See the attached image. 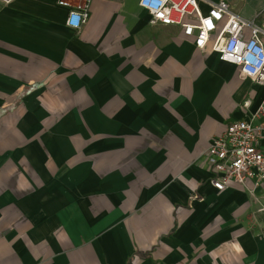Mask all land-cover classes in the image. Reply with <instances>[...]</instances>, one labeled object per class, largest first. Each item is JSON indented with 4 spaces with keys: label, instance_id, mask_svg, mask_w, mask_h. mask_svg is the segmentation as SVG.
Listing matches in <instances>:
<instances>
[{
    "label": "crops",
    "instance_id": "1",
    "mask_svg": "<svg viewBox=\"0 0 264 264\" xmlns=\"http://www.w3.org/2000/svg\"><path fill=\"white\" fill-rule=\"evenodd\" d=\"M139 1L74 30L58 0H0V264H264V213L205 163L264 87Z\"/></svg>",
    "mask_w": 264,
    "mask_h": 264
},
{
    "label": "built area",
    "instance_id": "2",
    "mask_svg": "<svg viewBox=\"0 0 264 264\" xmlns=\"http://www.w3.org/2000/svg\"><path fill=\"white\" fill-rule=\"evenodd\" d=\"M10 4L13 0H1ZM93 0L72 6L67 25L80 30L89 18ZM204 0H140L139 6L150 15V25L177 26L191 38L197 49L204 50L213 40V49L222 62L237 66L243 75L264 87V12L246 20L231 10L230 0L211 3L204 14ZM249 102L245 104L248 108ZM211 170V183L219 192L240 186L264 213V100L248 120L229 124L225 133L213 138L205 152Z\"/></svg>",
    "mask_w": 264,
    "mask_h": 264
}]
</instances>
